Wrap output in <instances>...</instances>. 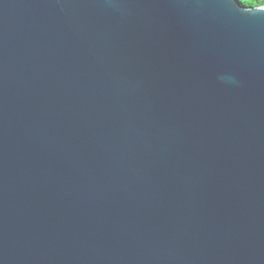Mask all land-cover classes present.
Masks as SVG:
<instances>
[{
	"label": "water",
	"instance_id": "1",
	"mask_svg": "<svg viewBox=\"0 0 264 264\" xmlns=\"http://www.w3.org/2000/svg\"><path fill=\"white\" fill-rule=\"evenodd\" d=\"M0 264H264V6L0 0Z\"/></svg>",
	"mask_w": 264,
	"mask_h": 264
},
{
	"label": "trees",
	"instance_id": "2",
	"mask_svg": "<svg viewBox=\"0 0 264 264\" xmlns=\"http://www.w3.org/2000/svg\"><path fill=\"white\" fill-rule=\"evenodd\" d=\"M241 5L247 8L264 6V0H238Z\"/></svg>",
	"mask_w": 264,
	"mask_h": 264
}]
</instances>
